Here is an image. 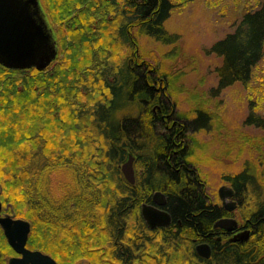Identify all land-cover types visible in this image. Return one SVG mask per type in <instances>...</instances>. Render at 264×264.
<instances>
[{
    "label": "trees",
    "instance_id": "16d2710c",
    "mask_svg": "<svg viewBox=\"0 0 264 264\" xmlns=\"http://www.w3.org/2000/svg\"><path fill=\"white\" fill-rule=\"evenodd\" d=\"M41 2L62 56L43 70L0 64V198L30 222L27 246L58 264H264V136L237 144L256 152L261 167L246 162L224 175L253 225L251 240L205 238L209 258L195 251L193 239L214 232L223 212L190 163L189 132L208 126L211 114L199 93L194 116L177 114L165 66L143 59L135 35L175 46L179 34L166 26L174 1ZM239 15L208 48L222 58L210 94L248 84L264 55V0ZM252 116L244 122L264 127V117ZM128 152L134 183L120 171ZM156 190L171 223L151 228L140 207ZM11 254L0 227V264Z\"/></svg>",
    "mask_w": 264,
    "mask_h": 264
},
{
    "label": "rangeland",
    "instance_id": "374dc122",
    "mask_svg": "<svg viewBox=\"0 0 264 264\" xmlns=\"http://www.w3.org/2000/svg\"><path fill=\"white\" fill-rule=\"evenodd\" d=\"M39 1L55 40L56 58H59L62 55L56 25ZM173 1L175 6L166 26L171 32L179 34L175 46L164 45L152 37L135 33V30L134 33L143 59L152 67L157 62L165 66L169 82L166 92L178 115L194 116L192 109L195 107L196 93L206 99L205 106L211 119L205 128L189 132L190 163L197 167L205 180L206 193L215 198L221 185L229 186L224 181V175L235 174L245 167L246 162L250 165L260 163L256 159V152L242 150L237 144L244 136H264V127L244 122L251 111L252 118L257 121L256 115L264 117V55L254 66L248 84L235 83L213 95L209 90L216 86L215 68L221 65L222 58L214 51H208V48L234 29L244 5L255 7L257 0ZM134 166L137 175L138 166ZM0 201L4 213L12 215L8 210L11 204L4 203L1 198ZM13 255L16 253L8 258Z\"/></svg>",
    "mask_w": 264,
    "mask_h": 264
},
{
    "label": "water",
    "instance_id": "95a60500",
    "mask_svg": "<svg viewBox=\"0 0 264 264\" xmlns=\"http://www.w3.org/2000/svg\"><path fill=\"white\" fill-rule=\"evenodd\" d=\"M56 55L55 40L39 0H0V64L7 68L35 67L37 70H43L55 60ZM134 165L135 157L128 152L120 163V171L129 183L136 180ZM233 193V189L227 185H221L218 189L223 203ZM159 195L163 193L156 191L153 197ZM163 203L156 201L157 205ZM2 208L0 201V213ZM140 211L151 228L166 226L171 221L170 214L154 204L142 203ZM235 224L234 218H220L214 222V227L231 229ZM0 227L8 245L16 253L8 258L7 264H58L51 255L27 246L31 231L28 220L6 213L0 214ZM238 235H241L240 240H244L248 237V231L240 232L233 240H237ZM195 249L203 257H208L211 252L207 243H199Z\"/></svg>",
    "mask_w": 264,
    "mask_h": 264
},
{
    "label": "flooded vegetation",
    "instance_id": "af4514ba",
    "mask_svg": "<svg viewBox=\"0 0 264 264\" xmlns=\"http://www.w3.org/2000/svg\"><path fill=\"white\" fill-rule=\"evenodd\" d=\"M229 187L232 188V186H230V185H229ZM233 192L234 193L230 198H226L224 200L225 205L223 203V200L219 197L218 192H217V196L215 198L210 197L208 194L207 195H208V201L209 202L215 203L216 205H218V207H220L223 210L222 215L219 218H217L216 220H218L220 218H234L236 220L235 226L232 227L231 229L216 227L214 232H209V233L203 234L201 236V238L203 240L197 242L195 239H193L194 243H195L194 247H196V245L199 243H207L211 248V245L208 243V241L204 240L205 238H209V240H215V241H218L221 243H224L227 241L245 243V242H248L251 240V238L253 236V230H252L253 225H252V223L249 222L248 217H243L241 215V211L239 208L240 203H239L238 199L236 198L234 189H233ZM156 201L164 202V203L162 205H157ZM166 201H167V197L163 193V195H159L156 197H153V195H152L150 201H148L147 203L154 204V205L158 206L159 208L166 210L165 209ZM227 207H231V209L227 208ZM0 214H5L3 209L1 210ZM170 223H171V221H170ZM179 224H180V222H179ZM168 225H166V226H168ZM213 227H214V223H213ZM244 231H248V237L246 239L240 240L239 238L241 237V235H238L237 240H233V238L236 237L237 234H239L240 232H244ZM209 256L208 257L200 256V257L209 258Z\"/></svg>",
    "mask_w": 264,
    "mask_h": 264
},
{
    "label": "bare ground",
    "instance_id": "6f19581e",
    "mask_svg": "<svg viewBox=\"0 0 264 264\" xmlns=\"http://www.w3.org/2000/svg\"><path fill=\"white\" fill-rule=\"evenodd\" d=\"M156 191H158V190H156ZM156 191H154L153 193H152V195L156 192ZM161 192V191H160ZM143 203H147V202H143ZM142 205V204H141ZM140 209H141V207H140ZM168 212V211H167ZM140 213H141V211H140ZM171 217V216H170ZM157 227H159V226H157ZM195 251H196V249H195ZM196 253H197V251H196ZM198 254V253H197Z\"/></svg>",
    "mask_w": 264,
    "mask_h": 264
}]
</instances>
